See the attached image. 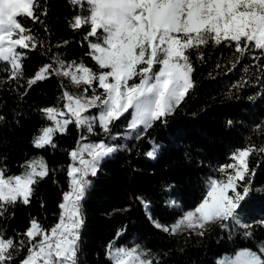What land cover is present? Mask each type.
I'll use <instances>...</instances> for the list:
<instances>
[{
	"label": "snow or ice",
	"instance_id": "1",
	"mask_svg": "<svg viewBox=\"0 0 264 264\" xmlns=\"http://www.w3.org/2000/svg\"><path fill=\"white\" fill-rule=\"evenodd\" d=\"M69 3L80 7V13L70 22L73 30L89 27L85 36L87 55L99 71L83 60L65 61L54 55L50 63L27 78V88L52 75L70 78L77 89L84 86L78 93H72L61 83L63 107L39 110L53 126L41 127L33 136L31 143L35 149L46 146L55 149L54 133L66 132L72 123L89 134H95L98 126L108 139H116L113 125L130 109L133 119L128 123V132L135 133L132 138L142 139L156 121L166 122V117L194 87L190 49L196 50L201 60L204 53L200 49L209 44L233 49L228 71L251 56L255 62L251 67L257 73L255 79L264 83V0H69ZM47 14L48 9L41 6L40 0H0V64L10 66L5 67L8 82L21 78L26 53L39 46L32 29L20 18L43 25L40 17ZM248 72L245 67V76L233 88L249 84L245 78ZM228 123L231 125L232 121ZM85 140L82 135L77 147L69 153L72 163L67 169L68 191L63 192L58 205L61 211L57 223L45 229L32 218L25 232L16 234L21 237L19 240L7 236L0 228V264H14L25 248L27 254L20 264H79L80 229L84 223L82 201L90 184L87 177L96 176L101 162L119 147L107 140L83 143ZM149 142L153 148L146 155L155 158L159 146ZM254 153H264V145L249 144L236 149L229 157L232 162L219 168L224 178H209L206 195L194 209L185 211L171 225L154 221V226L170 235H175L181 226L189 230L205 229L208 224L218 225L222 230L234 225L250 228V224L242 222L238 209L253 192L264 193V188H254L251 180L255 170L250 167L249 158ZM20 167V174H8L7 166L0 165V217L9 206L18 202L29 204L34 186L51 171L43 156L27 159ZM137 199L149 209L147 201ZM196 234L203 236L204 231ZM121 235L118 230L116 239L106 245L110 264H160L140 244L118 246L116 240ZM218 264H264V242L258 251L243 249L234 258Z\"/></svg>",
	"mask_w": 264,
	"mask_h": 264
},
{
	"label": "trees",
	"instance_id": "2",
	"mask_svg": "<svg viewBox=\"0 0 264 264\" xmlns=\"http://www.w3.org/2000/svg\"><path fill=\"white\" fill-rule=\"evenodd\" d=\"M40 3L48 9L47 16L40 17L43 25L20 18L39 41L38 48L27 52L23 59L21 78L8 82L5 67L10 66L0 64V116L4 117L0 120V165L7 166L8 174H20V165L25 160L43 156L51 169L49 175L34 186L29 204L18 202L9 206L0 217V228L14 239L17 233L25 232L32 218L45 229L57 223L61 211L58 205L63 192L68 191L69 152L82 135L92 141L106 137L98 126L95 134H89L72 123L66 132L54 133L55 149L32 146V138L39 129L51 124L39 110L63 107L61 83L72 93H78L84 86L77 89L66 79L52 75L27 88V78L50 63L54 55L65 61L83 60L99 71L87 55L85 36L89 27L73 30L70 26L74 15L80 13V7H73L69 0H40ZM200 51L204 53L203 60L198 58L196 50H189L195 85L166 117V122L156 121L139 140L132 138L135 133L126 139L121 136L129 112L113 125L116 139H111L110 144L121 148L104 159L97 175L90 178L82 201L84 223L80 229L79 264H110L105 248L116 239L118 230L122 231L116 240L118 246L140 244L150 250L160 264H217L216 258L231 256L243 249L258 251V246L264 242V223H261L264 221V193L260 192H253L238 209L242 222L251 225L248 229L234 225L222 230L211 224L203 236L196 234L199 231L170 235L151 222L173 224L203 200L209 178H224L219 168L232 162L229 157L236 149L249 144L264 145V83L255 79L257 73L251 67L255 63L251 56L228 71L233 49L209 44ZM245 67L249 68L245 77L249 84L233 88L245 76ZM26 88L27 94L22 97ZM149 141L159 145L152 160L145 157L150 149ZM249 162L255 170L251 177L254 188H264V153H254ZM137 197L148 202V210ZM245 232L252 235L245 236ZM22 254L14 264H20Z\"/></svg>",
	"mask_w": 264,
	"mask_h": 264
},
{
	"label": "rangeland",
	"instance_id": "3",
	"mask_svg": "<svg viewBox=\"0 0 264 264\" xmlns=\"http://www.w3.org/2000/svg\"><path fill=\"white\" fill-rule=\"evenodd\" d=\"M60 77H62V78H64V79H66L69 83H70V85H72V86H74L73 84H72V82H71V80H70V78H65V77H63V76H60ZM94 110V109H93ZM93 110H92V114H95L96 113V110L93 112ZM129 116H128V121H127V125H126V128H125V130L122 132V134H121V136H122V138L123 139H126V138H128V137H130L131 135H132V133H129L128 132V123L133 119V115H132V110L130 109L129 111ZM47 126H53L52 125V122H51V124H49V125H47ZM142 127V126H141ZM86 130V129H85ZM87 131V130H86ZM56 133H59V132H56ZM79 140H80V138H79ZM101 140H103V138L101 139ZM104 140H107V143H109L110 144V141H111V139H108L107 137H104ZM98 141H100V140H98ZM98 141H92V140H89V138H87L85 141H83V143H94V142H98ZM154 143V142H153ZM154 144H156V143H154ZM111 145H113V144H111ZM156 145H158V144H156ZM118 146V145H117ZM159 146V145H158ZM77 147V144H76V146H75V148ZM74 148V149H75ZM121 147L119 146L118 147V149H120ZM152 148H153V144L152 143H150V149L148 150V151H151L152 150ZM159 150V149H158ZM147 151V152H148ZM71 152V151H70ZM69 152V153H70ZM146 152V153H147ZM158 152V151H157ZM114 154V153H113ZM113 154H111L110 156H108V157H106V158H109V157H111ZM157 154V153H156ZM85 156H86V154H85ZM145 157L147 158V159H150V160H152V159H154V158H150V157H148L146 154H145ZM69 158H70V156H69ZM87 158V157H86ZM105 158V159H106ZM72 163V160H71V158H70V164ZM78 166V165H77ZM91 177H93V176H89V177H87V179L89 180V181H91ZM144 209L146 210V208H145V205H144ZM152 222V224L154 225V221H151ZM211 224H208V225H206L205 226V229H196V230H189V229H187L186 227H184V226H181V228L176 232V234L177 233H182V232H184V231H204V230H206L209 226H210ZM239 251H241V250H238L236 253H238ZM236 253L234 254V255H231V256H223V257H219V258H216L215 259V261H216V263L218 264V262L219 261H223V260H225L226 258H234L235 257V255H236Z\"/></svg>",
	"mask_w": 264,
	"mask_h": 264
},
{
	"label": "built area",
	"instance_id": "4",
	"mask_svg": "<svg viewBox=\"0 0 264 264\" xmlns=\"http://www.w3.org/2000/svg\"><path fill=\"white\" fill-rule=\"evenodd\" d=\"M21 237H17V239L16 240H19ZM21 253H23L22 255L24 256V255H26L27 254V252H26V248L24 249V250H22V252Z\"/></svg>",
	"mask_w": 264,
	"mask_h": 264
}]
</instances>
